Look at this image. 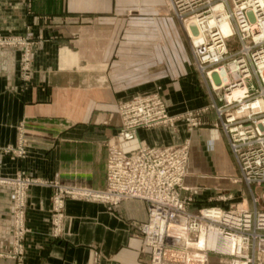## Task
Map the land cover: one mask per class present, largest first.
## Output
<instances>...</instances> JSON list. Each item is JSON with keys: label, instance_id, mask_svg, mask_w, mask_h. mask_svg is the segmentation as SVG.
<instances>
[{"label": "crops", "instance_id": "1", "mask_svg": "<svg viewBox=\"0 0 264 264\" xmlns=\"http://www.w3.org/2000/svg\"><path fill=\"white\" fill-rule=\"evenodd\" d=\"M0 35L35 42L28 81L20 71L22 48L0 47V176L57 175L65 184L105 189L119 102L158 92L171 115L210 107L202 115L207 124L193 131L186 119L136 131L137 141L152 147L190 138L182 196L199 189L190 210L213 202H206L216 197L207 186L236 187L226 136L214 143L206 136L219 118L170 0H0ZM51 195L45 186L29 190L21 264H92L96 251L100 264H151L138 231L148 219L145 201L109 208L67 200L62 231L53 236ZM12 204V189L0 185V264H18L4 256L12 247ZM208 264L228 262L211 257Z\"/></svg>", "mask_w": 264, "mask_h": 264}, {"label": "built area", "instance_id": "2", "mask_svg": "<svg viewBox=\"0 0 264 264\" xmlns=\"http://www.w3.org/2000/svg\"><path fill=\"white\" fill-rule=\"evenodd\" d=\"M175 16L212 97L218 115L208 137L226 136L241 179L250 187L264 185V0H170ZM227 13L234 35L225 36L209 19ZM198 21L202 26L201 31ZM191 27L195 37L190 35ZM234 37L233 43L230 39ZM198 39V40H197ZM29 37L0 35V47H21V76L31 79L33 46ZM230 77L224 82L221 71ZM213 74V78L210 76ZM214 81L217 85H214ZM242 95L234 96L236 89ZM210 107L171 115L158 92L141 93L119 102L120 127L107 141V185L92 189L65 184L56 175L42 178L18 173L0 176V185L13 190L12 247L4 256L21 264L26 254L28 193L34 186L52 189V235L62 231L67 200L101 202L116 208L139 199L147 203L148 219L138 225L151 250V264H208L211 257L228 264H264V210L224 205L232 196L221 194L197 211L196 190L183 197L191 153V140L178 146L152 147L136 139L139 128L173 127L188 121L189 131L207 124L202 115ZM19 152L22 154L23 149ZM254 204L258 198L253 195ZM204 243V244H203ZM92 264H100L95 252Z\"/></svg>", "mask_w": 264, "mask_h": 264}, {"label": "rangeland", "instance_id": "3", "mask_svg": "<svg viewBox=\"0 0 264 264\" xmlns=\"http://www.w3.org/2000/svg\"><path fill=\"white\" fill-rule=\"evenodd\" d=\"M232 39H234V38H232ZM232 39L230 40L231 44L233 43ZM216 85H217V83H216ZM209 132H210V130H208V132H206V136L207 137H208ZM187 139H190V138H187ZM212 143H214V141H212ZM191 144H192V142H191ZM232 155H231V157H232V159L234 158L233 161H234V165H235V170L236 171H235V176L231 177V183H232V185L234 187L235 186L236 187L232 188V189H225L224 186H217V187H213L212 188L211 187L212 185H209V186H207L206 189L208 191H210V192L216 193L215 194L216 197L218 195H221V194H225L227 196L231 195L232 199L230 201H228V202H225L224 205L228 206V205H231V204H237L241 208H247V209L253 210L255 207H257L259 210H264V185H261V186H254L253 185L252 187L248 186L241 179V174H240V171H239V167H238L237 161H236L234 155L233 156ZM214 173L216 174V172H214ZM195 190H196V193H198L199 189L197 188ZM12 193H13V190H12ZM253 195H255L258 198V201H257L256 205L254 204ZM215 198H214V200H215ZM214 200L210 199V200H208L206 202H212Z\"/></svg>", "mask_w": 264, "mask_h": 264}, {"label": "bare ground", "instance_id": "4", "mask_svg": "<svg viewBox=\"0 0 264 264\" xmlns=\"http://www.w3.org/2000/svg\"><path fill=\"white\" fill-rule=\"evenodd\" d=\"M208 21H209V24H210L211 27H214V26L218 27L220 29V31L225 36H232V35H234V32H235L234 24L231 21V19L229 18V16L227 15V13H223V17L221 18L220 21H217V19L214 18V17L211 18V19H209ZM196 24L199 25V28L202 31L203 30V26L198 21H196ZM188 31H189V33H190L191 36H193L194 38H196L195 37V33H194L193 29L190 26L188 27ZM232 38H234V37H232ZM219 70L221 71V76L223 78V81L224 82L229 81L230 77L227 76L228 74H226L225 71H222V69H219ZM210 76L213 77V75L211 73H210ZM214 85L216 86V83L215 82H214ZM242 93H243L242 90L238 88V89H236L234 91L233 94H234V96L238 97V96L242 95Z\"/></svg>", "mask_w": 264, "mask_h": 264}]
</instances>
